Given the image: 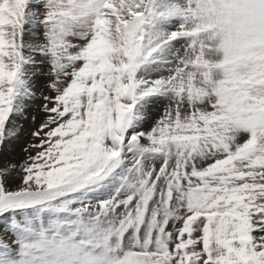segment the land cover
<instances>
[{
    "label": "snow or ice",
    "instance_id": "1",
    "mask_svg": "<svg viewBox=\"0 0 264 264\" xmlns=\"http://www.w3.org/2000/svg\"><path fill=\"white\" fill-rule=\"evenodd\" d=\"M38 99L0 264H264V0H0V150Z\"/></svg>",
    "mask_w": 264,
    "mask_h": 264
},
{
    "label": "rangeland",
    "instance_id": "2",
    "mask_svg": "<svg viewBox=\"0 0 264 264\" xmlns=\"http://www.w3.org/2000/svg\"><path fill=\"white\" fill-rule=\"evenodd\" d=\"M40 103L41 101L38 99L29 109L27 118L20 121V124L23 126V130L20 132L19 137L5 149L0 150V165L19 163L25 158V148H27L34 139L31 133L44 118L43 113L40 111ZM33 117L36 119L33 120Z\"/></svg>",
    "mask_w": 264,
    "mask_h": 264
}]
</instances>
